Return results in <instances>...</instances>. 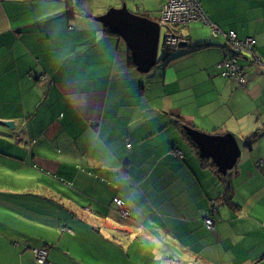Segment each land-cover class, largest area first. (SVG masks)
Masks as SVG:
<instances>
[{"label": "crops", "instance_id": "0c3cea01", "mask_svg": "<svg viewBox=\"0 0 264 264\" xmlns=\"http://www.w3.org/2000/svg\"><path fill=\"white\" fill-rule=\"evenodd\" d=\"M198 1L213 27L255 39L264 65V0ZM165 3L0 0V264H36L35 248L48 249L46 264H264L253 56L239 58L244 87L220 77L225 38L195 22L178 30L186 45L166 57L159 42L142 72L100 21L125 8L157 22ZM183 126L232 135L234 168L220 175Z\"/></svg>", "mask_w": 264, "mask_h": 264}, {"label": "water", "instance_id": "95a60500", "mask_svg": "<svg viewBox=\"0 0 264 264\" xmlns=\"http://www.w3.org/2000/svg\"><path fill=\"white\" fill-rule=\"evenodd\" d=\"M100 21L126 41L140 71L148 72L157 64L160 42L157 22L133 15L125 8L110 10ZM3 126L14 130L13 122H5ZM184 131L196 146L199 157L211 160L220 175L226 176L234 168L241 150L232 135H207L190 127H184Z\"/></svg>", "mask_w": 264, "mask_h": 264}, {"label": "built area", "instance_id": "2783aa9c", "mask_svg": "<svg viewBox=\"0 0 264 264\" xmlns=\"http://www.w3.org/2000/svg\"><path fill=\"white\" fill-rule=\"evenodd\" d=\"M201 22L204 25L211 26L212 35L216 38L223 35L225 38V52L227 57L216 65L217 74L224 79L234 80L239 87L246 85V76L243 68L239 64V58L242 55L253 56V61L260 67V73L264 75V65L254 56V47L256 41L253 38L244 40L238 39L233 31L222 33L219 29L213 27L208 21L206 15L202 11L198 0H166L165 5L161 9L160 18L157 23L160 27V38L163 41V53L169 55L180 47L186 45V40L178 33V30L188 27L191 23ZM163 31V34H162ZM131 145L128 143L127 148ZM176 157L181 158V152L174 153ZM118 209H122L119 200L114 201ZM215 206L211 205V211L214 212ZM124 216L128 214L123 212ZM214 220L210 217L205 220V226L211 229ZM32 256L36 264H46L48 258L47 248L32 249Z\"/></svg>", "mask_w": 264, "mask_h": 264}, {"label": "rangeland", "instance_id": "374dc122", "mask_svg": "<svg viewBox=\"0 0 264 264\" xmlns=\"http://www.w3.org/2000/svg\"><path fill=\"white\" fill-rule=\"evenodd\" d=\"M162 34H163V31H162ZM160 43H161V46H162V50H163V41H162V38H160ZM170 55V54H169ZM164 56H168L167 54H165L164 53ZM184 127H189V126H183V129H184ZM191 128V127H190ZM193 129V128H192ZM175 153V152H174ZM181 155H182V153H181ZM175 156V155H174ZM176 157V156H175ZM179 158V157H178ZM182 158V157H181ZM117 200V199H116ZM115 201V200H114ZM121 202V201H120ZM115 203V202H114ZM116 204V203H115ZM121 205H122V203H121ZM117 206V205H116Z\"/></svg>", "mask_w": 264, "mask_h": 264}, {"label": "trees", "instance_id": "16d2710c", "mask_svg": "<svg viewBox=\"0 0 264 264\" xmlns=\"http://www.w3.org/2000/svg\"><path fill=\"white\" fill-rule=\"evenodd\" d=\"M256 46V45H255ZM254 49H255V47H254ZM243 56V55H242ZM247 56V55H246ZM256 135V134H255ZM254 135V136H255ZM188 138V137H187ZM189 139V138H188ZM191 144L196 148V146L191 142ZM197 149V148H196ZM203 161V160H202ZM203 162H205V161H203Z\"/></svg>", "mask_w": 264, "mask_h": 264}, {"label": "bare ground", "instance_id": "6f19581e", "mask_svg": "<svg viewBox=\"0 0 264 264\" xmlns=\"http://www.w3.org/2000/svg\"><path fill=\"white\" fill-rule=\"evenodd\" d=\"M162 53H163V50H162ZM163 55H164V53H163Z\"/></svg>", "mask_w": 264, "mask_h": 264}]
</instances>
